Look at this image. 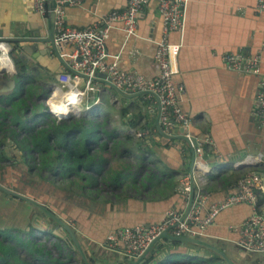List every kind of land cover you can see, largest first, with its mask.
<instances>
[{
	"label": "crops",
	"instance_id": "crops-1",
	"mask_svg": "<svg viewBox=\"0 0 264 264\" xmlns=\"http://www.w3.org/2000/svg\"><path fill=\"white\" fill-rule=\"evenodd\" d=\"M255 1L188 0L183 34L172 32L169 35L168 40L172 44L181 40L174 80L184 86V91L179 96V107L190 117L188 131L201 145L202 158L199 159L180 138H165L169 133L157 127V105L152 100L138 93L127 94L128 97L121 96L104 81L98 85L89 105H103L105 99L100 101L99 97L103 98L104 93L112 97L113 103L120 110V123L130 126V130L138 133L142 140L146 151H141L138 165L147 166L146 174L141 179L122 175L124 181L119 180L113 185L116 187L111 192L114 196L106 204L97 203L92 210L89 209L88 190L82 205L83 203L79 204L77 199L55 186L29 183L26 175L19 177L17 173L12 178L9 177L10 169L7 166L0 170V173L4 172L3 186L34 199L54 217L72 227L81 248L80 254L90 264H127L120 253L103 251L99 245L114 230L156 223L162 220L167 211L173 210L183 217L188 215L189 203L180 190V178L183 175L192 174L194 193L207 194L202 216L209 212L211 205L223 201L235 192V182L239 177L254 172L264 178V130L253 112L259 78L253 74L231 71L222 60L224 54L231 52L247 56L259 55V69L264 77V13L256 12ZM50 4L54 6L52 0ZM32 5L33 0H0V38L14 44H11L14 46L11 55L18 59L23 73L19 76L21 83L17 87V93L21 97L25 96L30 108H34V103H42L44 106V99L56 83V75L62 73L64 62L66 63L64 57L55 56L51 48L50 56L45 48L48 17L35 12ZM125 7L126 0H84L79 7L65 9L66 23L76 29L102 26L110 12L120 11ZM161 27L157 3L149 1L139 15L135 35L127 36L119 29L120 24L114 25L105 41L106 61L117 63L124 71L154 77L157 67L152 60L153 43L160 39ZM23 43L27 46L38 45V52H33V57L36 58L28 68L24 63L29 56L16 48ZM6 49L0 55V61L6 59L7 65H0V70L8 71L11 69H7L9 44ZM18 55H23L24 58ZM3 78L0 76V81ZM3 89L5 87L0 84V107L8 98H16L14 94L17 89ZM95 98L99 101L93 104ZM44 109L45 106L40 111L43 114ZM28 111L22 114L21 120L27 122L28 129L39 127L34 124L43 121L44 117L39 116V113L34 114L37 111ZM173 132V137L178 136L177 129ZM104 133H107L106 136L111 135L109 132ZM9 138L6 136L7 143ZM207 140L213 143L219 157L210 150ZM6 142L0 146L4 153L11 148L10 145L6 146ZM100 144H103L101 137ZM99 145H95L94 152H100L102 156L96 160L103 159L104 163L107 148H100ZM16 147L12 143V148L21 153ZM121 151L122 147H117L115 155ZM196 162L200 166L194 169ZM14 183L19 187L23 186L20 191L12 189ZM56 190L62 194L56 193ZM93 194L97 196L98 193ZM257 203L260 209L264 208V191L257 192ZM31 209L36 216L30 219L45 227L43 232L53 233L56 226L54 220L40 212L39 208L31 206ZM251 213L252 209L247 204L234 205L221 211L207 228L205 238L226 250L238 253L235 246L239 238L237 228ZM62 239L70 243L68 237ZM171 242L167 239L159 240L147 257V261L151 258L149 264L151 261L156 262L162 255L167 260L166 264L184 262L192 256H198V253L211 257L207 250L200 251L199 247L189 245L176 247ZM205 252L208 254H204ZM182 253L186 254L180 255ZM80 254L78 253L82 259Z\"/></svg>",
	"mask_w": 264,
	"mask_h": 264
},
{
	"label": "built area",
	"instance_id": "built-area-1",
	"mask_svg": "<svg viewBox=\"0 0 264 264\" xmlns=\"http://www.w3.org/2000/svg\"><path fill=\"white\" fill-rule=\"evenodd\" d=\"M33 0V10L50 18L53 17L54 42L61 47V57L65 58L66 69L56 75V83L51 87L50 94L44 99L46 113L51 114L52 103L59 101L71 108L80 111L85 106L90 109L89 98L97 91L102 82L110 83L125 94L145 93V97L157 105L158 120L163 131L168 133L174 129L183 127L187 131L184 137L190 140L189 146L194 154L202 158L203 150L198 140L188 131L190 117L179 107V96L184 91L183 84L174 80L176 62L181 48V40L172 44L169 35L172 32L182 33L188 0H126V7L120 11L110 12L102 26H89L81 29L69 27L65 24V9L67 7H79L84 0ZM149 1H156L157 11L161 19V37L153 43L154 50L152 60L157 67L154 77L148 78L135 71H124L117 63H108L105 52V41L115 24H120L127 36L137 32V20L142 9ZM256 12L264 13V0L255 1ZM67 48V50L65 49ZM6 44L0 42V55L6 51ZM264 50V44L262 45ZM223 64L231 71L242 74H253L259 78V89L254 97V115L264 130V77L259 69V55L247 56L241 53L224 54ZM13 71V65L8 58ZM6 65V59L0 61V65ZM106 75V77H103ZM59 93V95L57 93ZM91 94V96H89ZM69 97L75 102L69 101ZM155 99V100H154ZM93 100V104L98 103ZM52 115V114H51ZM76 117L75 114L69 115ZM54 119L61 120L56 116ZM170 135V133L168 134ZM206 144L213 153L219 157L211 141ZM200 163L194 164V169L199 168ZM194 178L192 174H185L180 178V190L190 204V213L183 217L181 214L170 210L162 220L149 224L116 229L109 233L106 240L99 247L103 251L120 253L127 261H134L142 257L150 245L163 233L176 237L205 238L207 228L213 223L215 217L223 210L234 205L247 204L251 207V215L237 228L239 238L236 248L241 254H264V208L260 209L257 203V192L264 191V178L258 173H247L239 177L235 182V192L227 196L223 201L213 204L204 216L201 215L207 194L205 192L194 193ZM193 197V200H191ZM236 230V227H234Z\"/></svg>",
	"mask_w": 264,
	"mask_h": 264
},
{
	"label": "rangeland",
	"instance_id": "rangeland-1",
	"mask_svg": "<svg viewBox=\"0 0 264 264\" xmlns=\"http://www.w3.org/2000/svg\"><path fill=\"white\" fill-rule=\"evenodd\" d=\"M17 92L18 89L14 95L18 94ZM89 96H91V94H89ZM99 98L100 101L105 99L103 105L100 106L98 104L96 106H92L90 110L83 107V109L80 111V115L78 114L75 118L92 120L94 123H97L100 128L102 127L104 132H109L111 134L110 136H106L107 133L103 134L101 129L98 130V133L101 137V142L103 145L106 144L105 147L107 150L105 154V161L103 165H101L102 172L100 175L95 177V181L93 183L91 180L92 178L90 179L84 177L86 180V183H84L79 182L75 176L63 179L56 172L57 170L53 172L45 167L39 168L36 155L32 154L27 156L25 153H19L16 149L12 148V139H9L10 141H8V143L6 142V146L10 145L11 148H9L6 153H4V158L6 157V160H4V158L0 159V170H3V168L7 166V168L10 169L9 177L17 173L19 177L26 175L28 179L27 181L29 183H46L50 186H55L77 199L79 204L83 203L82 205H84V195L88 190L90 196V210L95 209L94 206L98 205L97 203L106 204L108 199L114 196L111 194V192L113 188H116L113 186L115 183V176L120 177L118 181H124V177L122 175H129L131 178L134 176L136 179H141L142 176L146 174L147 169L146 165H138L141 151H146L142 145L141 138L139 137L138 133L135 132V134L132 130H130V126L120 123V110L117 109L116 104L113 103L112 97L109 94L104 93L103 98ZM10 100L11 99H9V101ZM23 102V100H18L17 103L12 104L13 111L16 113V117L19 121L23 118V115L20 113V110L23 111L24 108ZM91 103L92 100L89 98L88 104ZM33 105L34 108L29 109L32 111H37L38 113H40L41 109L44 107L42 103H34ZM49 115L52 116L51 114ZM49 115L44 117L43 121L36 122L34 126H39V128H42L44 127V123H50L52 117ZM7 121L8 120H5V124L0 126V128L4 129L7 126H9V128H15L12 127V125ZM1 135L2 132H0V136ZM18 138L19 137H16V139ZM117 147H122V151L120 154L115 155ZM94 149H96V147H94ZM0 174H2L0 175V186H3L2 183L4 181V172ZM87 183L92 184L89 185ZM13 186L14 188L12 189L18 191H20L23 187L22 185L19 187V185L15 183ZM48 190L51 191L50 189ZM93 192L98 193L97 196H95ZM130 195L132 194L130 193ZM26 215L28 217H26ZM35 216L34 210L31 209L30 205H25L24 201L13 199L9 195L0 191V229L12 230L10 233L13 238L16 237V240H13V238L6 239L9 240V243L12 246L17 248V253L20 255V257L24 256L29 262L34 264H54L56 260L60 261V264H79L81 258L79 257L78 253L72 249V246L69 244V242L52 236L48 231L41 232V230H45V227L41 226L40 224H36L35 221L30 219V217L33 219ZM0 237H2V235H0ZM201 239L212 245H216L232 260L238 262L236 259V254L233 250H226L221 245L210 242V240L207 238ZM8 240H6V242L4 241L3 244H7ZM17 240L23 244L27 243L25 241L31 242L34 245L33 249L36 251V258H32L35 254H32L31 257L26 248L23 249L22 247H18V245L15 243L18 242ZM66 243L69 245L67 246ZM199 250L202 251V249ZM204 254L207 255L208 252H205ZM197 255L202 256L203 254L198 253ZM166 261V259L162 258L156 262L151 261V264H166ZM211 261L212 263L220 262V260L217 258L212 259ZM255 261L256 264L257 262L258 264L264 263V254H254L247 259L239 261L238 264H255ZM0 264L4 263L1 262ZM175 264L209 263L206 260H202L200 257L192 256L189 258V260Z\"/></svg>",
	"mask_w": 264,
	"mask_h": 264
},
{
	"label": "trees",
	"instance_id": "trees-1",
	"mask_svg": "<svg viewBox=\"0 0 264 264\" xmlns=\"http://www.w3.org/2000/svg\"><path fill=\"white\" fill-rule=\"evenodd\" d=\"M14 97L16 98H8L7 101L0 107V126L5 124V120H8L7 122L10 123L12 127H15L9 128V126H7L4 129L0 128V132H2V135L0 136V146L2 143L5 144L6 136H9V139H12V142L17 145L16 148L21 152V154L25 153L27 156L32 154L36 155L39 168L45 167L53 172L57 170L56 172L63 179L75 176L79 182L84 183H86L84 177L90 179L92 178L91 180L93 183L95 181V177L100 175L102 172L101 165L103 163V159L96 160L97 157H101L102 155L100 152H94L96 151L94 147L95 145H99L100 135L98 130L101 129L102 132H104L103 128H100L98 124L94 123L92 120L79 118L75 119L76 117H70L67 120H57L51 118V122L44 124V127L42 128L37 127L34 129H28L26 121L24 122L20 119V121H22L20 122L17 119L16 113L13 111L12 104L17 103L18 100L24 101L23 111L20 110L21 115L28 113L30 106L26 104V100L24 98L25 96L21 97L16 94ZM9 99L11 100L9 101ZM36 113L38 112H35L34 114ZM45 114L40 112L39 116L42 115L43 117H47L48 114ZM59 114L56 115L60 118L61 116H66L64 114ZM16 137L19 138L16 139ZM105 146L106 144L99 145L100 148ZM4 156V152L0 150V159H3ZM4 160H6V157ZM118 179L119 177L115 176L114 182H117ZM92 183L87 184L91 185ZM0 230V235H2V237H0V263L34 264L29 262L24 256L20 257L17 253V248L9 243L8 239L13 238L10 233L12 230ZM6 240H8L9 244H3ZM13 240H16V237L13 238ZM17 241L18 242L15 243L18 247H22L23 249L26 248L30 253V256L32 257V254H35L32 258H36V251L33 249L34 245L31 242L25 241L27 243L23 244L19 240ZM66 245L68 246L69 244L66 243ZM171 245L177 247L182 245V243L172 241ZM186 245L194 246L191 244ZM217 257V255H213L206 261L209 264H225L222 260H220L219 263H212L211 260L216 259ZM150 260L151 258L144 264H149ZM125 261L127 264L132 263L126 259ZM54 264H60V261L56 260ZM79 264L85 263L81 259Z\"/></svg>",
	"mask_w": 264,
	"mask_h": 264
},
{
	"label": "water",
	"instance_id": "water-1",
	"mask_svg": "<svg viewBox=\"0 0 264 264\" xmlns=\"http://www.w3.org/2000/svg\"><path fill=\"white\" fill-rule=\"evenodd\" d=\"M49 1V0H48ZM46 29L48 30V34H47V39L46 41H44V44H45V48H47L49 54H50V51L49 49L51 48L52 51L54 52L53 54L57 57H61V53H62V49L61 47L59 46H56L55 45V42H54V25H53V17L52 15L50 14V18H48V21H47V24H46ZM18 40V39H16ZM19 41H23V40H19ZM0 42H3L5 43L7 46L9 44L10 46V49L8 50V53H9V59L11 60L12 62V65H13V71H6V70H0V76L1 77H4L3 78V81H0V84L5 87V89H3V91H15L17 89V87L19 86V84L21 83V81L19 80V76L20 74L22 73V71H20V63L18 61V59H16L15 57H13L11 55L12 51H13V47L12 45L13 42L9 41H3L1 38H0ZM12 44V45H11ZM27 44V43H26ZM38 45H25L23 43V45H21L20 47H17L16 48L18 49L19 52L21 53H25L26 55L29 56V59H26V62L24 63V65L28 68L29 64L33 63L35 58L33 57V52H38ZM20 58H24L23 55H18ZM51 56V54H50ZM64 69H62L63 71L67 70L66 69V63L64 62ZM62 71V72H63ZM23 74V73H22ZM9 77V78H8ZM103 77H106V75H103ZM107 85L113 90L115 91L116 93H118L119 95L121 96H125V97H128L127 94L121 92L120 90H118L117 88H115L113 85H111L110 83H107ZM139 95H146L145 93H139ZM157 114H158V110H157ZM57 117V116H56ZM62 119L64 120H67L70 118L69 115H66V116H61ZM156 123H157V127L159 129H161V126L159 124V120H158V115H157V119H156ZM187 129L186 128H183V127H180L178 128L176 134L178 136H172V134H174L173 131H169L168 133L171 134V136H167L165 135V138L167 139H170V138H180L181 140L185 141L188 145L190 143V140L187 138V137H184V134L186 133ZM162 134V137H164V132L161 133ZM193 151V149H191ZM194 153V151H193ZM193 190H194V187L192 186ZM0 191L5 193V194H9V196L15 198V199H18V200H21V201H24L26 204H29L30 206L32 207H36V208H39L41 211H43L47 217H50L54 220V222L56 223V226L53 228L51 235L52 236H55V237H58V238H64V237H68V240H70V245L72 246V249L77 251L79 254L81 253V248L78 244V241L76 240V234L74 232V229L72 227H70L69 225H67L65 223V221L63 220H59L57 219L56 217L53 216V214L49 211H47L46 208H42L41 205L39 204V202L35 201L34 199L32 198H29L27 197L26 195H19L18 193H15L14 191H11L9 189H7L6 187L4 186H0ZM57 192L56 193H60L62 194L59 190H56ZM193 200V197L192 199ZM191 202H189V206H190ZM47 221L50 222L49 219H47ZM48 223V222H46ZM148 225H145V227H147ZM125 227L123 228H119V229H124ZM128 228V227H127ZM44 230H41V232H43ZM206 234V232H205ZM164 240V239H167V240H170V241H174V242H180L182 243V245H186V244H191V245H194V247H199L200 249L202 250H207L211 253V256L213 255H217V259L219 260H222L225 264H238L239 261L243 260V259H247L249 257L252 256V254H247V255H244V254H241V253H237L236 252V259L238 262L232 260L228 255H226V253H224L222 250L218 249L217 247H215L214 245L206 242V241H203L202 239H196V238H190V237H176V236H172V235H169L168 233H163L161 237H159L158 239H156L151 245L150 247L147 249L146 253L140 257L139 259L137 260H134L132 261L131 264H144L146 263L147 261V257L150 255V250L153 248V246L159 241V240ZM78 249V250H77ZM186 253H182L180 255H185ZM81 257H82V260L85 264H90V262L86 259V257L83 255V254H80ZM209 256V255H208ZM208 256H205V255H202V256H197V257H200L202 260H207L209 257ZM164 258V256L162 255L161 257H159L157 260H160ZM256 262V261H255ZM100 264V263H98Z\"/></svg>",
	"mask_w": 264,
	"mask_h": 264
},
{
	"label": "bare ground",
	"instance_id": "bare-ground-1",
	"mask_svg": "<svg viewBox=\"0 0 264 264\" xmlns=\"http://www.w3.org/2000/svg\"><path fill=\"white\" fill-rule=\"evenodd\" d=\"M184 27H185V24H184ZM183 31H184V28H183ZM183 31H182V33L180 34V35H182L183 34ZM3 57V56H2ZM7 65V64H6ZM2 67V66H1ZM5 67V66H4ZM10 64H8V66H7V69H10ZM8 71H10V70H8ZM57 93V92H56ZM58 95H59V93H57ZM60 104H62V102L61 101H59V102H57V103H52V105H57V106H59ZM64 106H65V111L64 112H60L61 114H59V113H56V112H53L52 111V108L50 109V111H51V114L53 115V116H57L58 118H60L58 115H56V114H59V115H62V114H64V115H71V114H75L76 116L78 115V110L75 108V107H73V108H71V107H69V106H66L65 104H63ZM68 113H70V114H68Z\"/></svg>",
	"mask_w": 264,
	"mask_h": 264
},
{
	"label": "clouds",
	"instance_id": "clouds-1",
	"mask_svg": "<svg viewBox=\"0 0 264 264\" xmlns=\"http://www.w3.org/2000/svg\"><path fill=\"white\" fill-rule=\"evenodd\" d=\"M68 99H69V101L72 102V103L75 102L74 98H72V97H69ZM83 107H85V106H83ZM83 107H82V109H83ZM51 108H52V111H53V112H56V113L64 112V111L66 110V109H65V106H64L63 104H60L59 106H57V105H52ZM89 110H90V109H89ZM44 113H46V112H44ZM46 114H48V113H46ZM48 115H49V114H48ZM49 116H50V115H49ZM50 117H51V116H50Z\"/></svg>",
	"mask_w": 264,
	"mask_h": 264
},
{
	"label": "flooded vegetation",
	"instance_id": "flooded-vegetation-1",
	"mask_svg": "<svg viewBox=\"0 0 264 264\" xmlns=\"http://www.w3.org/2000/svg\"><path fill=\"white\" fill-rule=\"evenodd\" d=\"M45 17H47L46 15H44ZM65 24L67 25V23H66V17H65ZM67 26H69V25H67ZM25 176V175H24ZM23 179V178H22ZM27 205H29V204H27ZM33 208H36V207H33ZM30 209V208H29ZM48 210V209H47ZM40 212H42V213H44L43 211H41L40 210ZM45 214V213H44Z\"/></svg>",
	"mask_w": 264,
	"mask_h": 264
}]
</instances>
